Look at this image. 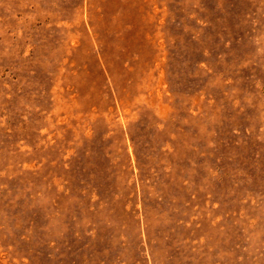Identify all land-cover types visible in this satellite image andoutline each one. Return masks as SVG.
<instances>
[{
  "label": "rangeland",
  "instance_id": "1",
  "mask_svg": "<svg viewBox=\"0 0 264 264\" xmlns=\"http://www.w3.org/2000/svg\"><path fill=\"white\" fill-rule=\"evenodd\" d=\"M0 264H264V0H0Z\"/></svg>",
  "mask_w": 264,
  "mask_h": 264
}]
</instances>
